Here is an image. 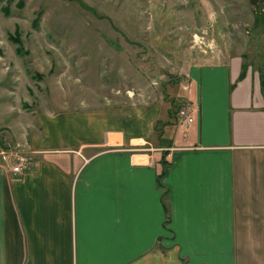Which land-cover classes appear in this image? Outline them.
<instances>
[{"label":"crops","instance_id":"1","mask_svg":"<svg viewBox=\"0 0 264 264\" xmlns=\"http://www.w3.org/2000/svg\"><path fill=\"white\" fill-rule=\"evenodd\" d=\"M263 76L245 55L192 67L186 131L156 108L26 122L29 170L0 157V264H264Z\"/></svg>","mask_w":264,"mask_h":264},{"label":"rangeland","instance_id":"2","mask_svg":"<svg viewBox=\"0 0 264 264\" xmlns=\"http://www.w3.org/2000/svg\"><path fill=\"white\" fill-rule=\"evenodd\" d=\"M237 55L264 61V0L0 2V146L41 113L156 108L163 125L188 105L192 67Z\"/></svg>","mask_w":264,"mask_h":264},{"label":"built area","instance_id":"3","mask_svg":"<svg viewBox=\"0 0 264 264\" xmlns=\"http://www.w3.org/2000/svg\"><path fill=\"white\" fill-rule=\"evenodd\" d=\"M198 110V107L190 106L181 108L177 114L179 126L185 131L188 130L196 122ZM0 157L6 168L15 175L23 174L29 170L34 162L30 152L23 151L20 146H10L8 143L0 150Z\"/></svg>","mask_w":264,"mask_h":264},{"label":"trees","instance_id":"4","mask_svg":"<svg viewBox=\"0 0 264 264\" xmlns=\"http://www.w3.org/2000/svg\"><path fill=\"white\" fill-rule=\"evenodd\" d=\"M6 0H0V2H5ZM3 12L5 15H9V7L8 6H4L2 8ZM19 35V32H18V29L16 30V33L14 35H10L9 36V39L11 41H13L14 43L18 44V48H17V51L19 54H21L22 50H21V40H20V37L18 36ZM244 68H246V66H244ZM244 77V74L241 75V78ZM262 86H263V91H264V76H263V79H262ZM167 155V152H163V157H166ZM164 160V158H163Z\"/></svg>","mask_w":264,"mask_h":264},{"label":"bare ground","instance_id":"5","mask_svg":"<svg viewBox=\"0 0 264 264\" xmlns=\"http://www.w3.org/2000/svg\"><path fill=\"white\" fill-rule=\"evenodd\" d=\"M186 106H190V105H186ZM190 107H192V106H190ZM193 108H194V107H193ZM140 151H142V150H139V152H140Z\"/></svg>","mask_w":264,"mask_h":264}]
</instances>
